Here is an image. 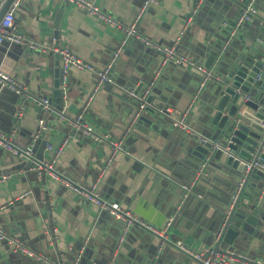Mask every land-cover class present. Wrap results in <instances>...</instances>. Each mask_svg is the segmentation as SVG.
<instances>
[{
	"label": "crops",
	"instance_id": "crops-1",
	"mask_svg": "<svg viewBox=\"0 0 264 264\" xmlns=\"http://www.w3.org/2000/svg\"><path fill=\"white\" fill-rule=\"evenodd\" d=\"M88 1L116 23L106 24L64 0H19L15 23L26 42L4 41L0 69L21 83L31 97L51 100L53 109L64 117L52 112L47 116L45 111L39 114L29 96L16 102L13 92L0 87V132L18 148L27 147L29 141L28 147L33 149L39 131L49 133L46 144L54 148L67 140L57 160V170L65 179L83 186L96 184L103 200L119 203L158 230L172 218L168 240L204 251L212 247L219 216L230 203V190L236 183L232 171L216 159L200 173L193 139L173 129L152 105L141 112L130 133L125 131L137 110V99L128 92L153 83L152 94L163 101L164 108L187 111L192 138L211 134L212 83L198 93L201 79L193 70L163 64L155 50L134 37L125 39L122 27L133 23L145 0ZM248 1L157 0L143 13L137 28L155 43L174 47L178 54L205 65L207 47L223 38L224 31L234 30L225 44L234 50L262 41L259 30L264 26V0L255 1L256 16L242 27L236 26ZM59 11L60 37L55 40L54 19ZM36 46L45 48V55L38 57L30 51ZM62 47L98 70L117 53L112 83L97 88L94 73L71 70L60 107L53 95L57 75L61 82L54 49ZM214 70L217 75L219 71ZM86 104L85 120L95 131L123 142L125 151L117 153L109 164V146L74 133L65 120L74 118ZM20 111L22 116L17 118ZM40 120L47 121L43 130ZM51 157L52 152L45 148L44 159ZM28 163L0 147V228L31 250L63 264L77 259V264H198L142 228L131 227L120 243L121 221L99 212L60 182L39 176ZM2 177H6L4 181ZM191 184L188 192L183 190ZM232 235L230 252L249 262H264V226ZM0 264L43 263L0 241ZM235 264L244 261L236 259Z\"/></svg>",
	"mask_w": 264,
	"mask_h": 264
},
{
	"label": "water",
	"instance_id": "water-1",
	"mask_svg": "<svg viewBox=\"0 0 264 264\" xmlns=\"http://www.w3.org/2000/svg\"><path fill=\"white\" fill-rule=\"evenodd\" d=\"M13 1L4 2L0 9V19ZM60 20L59 11L54 19L55 40L60 37ZM230 33L224 31L223 38L207 47L204 66L211 68L216 61L214 67L219 71L217 78L210 82L213 91L209 112L212 133L199 135L195 139L192 138L193 134H187L193 139L191 143L197 152V166L200 165V173L205 171L210 160L217 159L232 171L236 179L235 185L230 190V203L221 212L219 223L213 232L212 248L223 254H230L232 232L237 237L239 232L247 231L249 227L258 229L264 226V26L259 30L261 42L252 46H243L238 50L232 49L231 45L225 46L229 41L227 35L231 37ZM45 50L41 46H36L30 51L40 57ZM50 55L51 51H48L47 56ZM47 56L45 57L48 58ZM142 86L143 84L136 87L133 93L140 95L149 87V85ZM53 95L57 98L56 104L63 107V94L58 75L54 81ZM15 98L16 102L20 99L17 95ZM49 102L50 111H47L46 115L50 116L51 111L60 115L61 113L51 106V100ZM146 102L148 106L152 105L163 114L164 103L154 98L152 86ZM34 105L35 111L41 114L42 107L35 102ZM167 120L169 121L168 118ZM44 124L48 126L47 121ZM48 134L40 131V137L35 141L32 149L33 153L35 151L33 156L23 154L16 157L27 159L29 161L27 167L29 165L35 167L42 163L46 160L44 151ZM29 144L28 141L27 147L20 148L25 150Z\"/></svg>",
	"mask_w": 264,
	"mask_h": 264
},
{
	"label": "built area",
	"instance_id": "built-area-1",
	"mask_svg": "<svg viewBox=\"0 0 264 264\" xmlns=\"http://www.w3.org/2000/svg\"><path fill=\"white\" fill-rule=\"evenodd\" d=\"M6 0H0V9L2 8L4 2ZM71 5L75 6L76 8L85 10L89 12L91 15H94L98 20L106 23V24H115L116 22L111 16L106 15L105 13L101 12L92 2L88 0H64ZM204 0H199V3H202ZM256 0H249L248 3L243 8L238 20L236 21L237 27H242L245 23L250 21L254 16L257 14V8L255 6ZM157 3V0H145L141 9L139 10L135 20L129 26L122 27V30L125 33V39H129L130 37H134L142 42L145 46L155 50L161 57L162 63H170L175 66L185 67L187 69L193 70L197 73L200 77V85L198 88V93H200L204 87L210 83L211 81L215 80L216 74L214 67L206 68L204 65L196 62L190 57L185 55L178 54L174 47L170 46H163L158 43H155L148 37L139 33L137 28V23L140 21L143 13L150 5H154ZM19 0H14L8 9L5 11L4 15L0 19V48L3 45L4 41L8 42L9 44H24L26 42L24 36L20 33L16 23H15V13L18 7ZM195 13V10L193 11ZM231 36L234 35V30L230 33ZM34 47V45H30ZM57 53V56L60 61V69H61V91L64 96L67 94V85H68V78L69 73L71 70H78V71H88L92 72L97 76V84L96 87H100L104 84H111L112 77L111 72L113 66L115 64V60L118 56L116 53L113 59L105 66L104 69L98 70L92 64L85 62L83 59L78 57L74 54L69 48L62 47L58 49H54ZM153 86V83L149 84L142 94L135 95L133 91H129L128 95L131 97H135L137 99L138 105L137 110L133 116L132 121L130 122L129 126L127 127L125 133L128 134L131 131L133 124L139 118L141 112L148 107L146 99L150 94V87ZM0 87L6 88L9 91L13 92L15 95L21 98H32V100L42 107L43 111L47 112L50 111V102L48 98L45 97H31L26 90V88L15 80L11 75L6 74L0 69ZM88 104L83 105L79 114H77L72 119H67L70 128L76 134L83 135L89 137L92 141L97 144H107L111 150L107 164H109L112 158L119 152H124L123 142L122 141H112L106 135H99L94 127L89 124L85 120V113L87 112ZM52 112V111H51ZM164 116H166L173 129H176L184 134H193V131L187 125V111L186 112H178L172 111L169 108H165L162 112ZM22 116V111L17 114V118ZM64 117L62 114L59 115ZM44 122L42 120L39 121L40 130L44 129ZM40 134V131H39ZM38 138V135L35 136ZM35 139V140H36ZM67 144V140H65L59 147L54 148L50 144H46V150L52 152V157L48 160H44L39 165L35 166L33 169L37 172L39 176H47L51 179H54L62 184L66 189L71 190L74 194L78 195L86 199L89 203L95 205L99 212H105L111 218L121 221L123 223V232L120 237L119 242L121 243L124 239L125 233L131 227H138L142 228L149 233L160 237L163 244H170L176 247L181 253L189 255L192 259H194L198 264H235L236 259H242L244 264H264V262L256 261L255 263L246 261L245 256H237L230 252V254H223L220 252L215 251L212 247L205 249L204 251H193L187 245H185L182 241H169L166 237V233L168 232L169 228L172 225V218H169L166 222L164 229L158 230L152 227L149 223L145 222L141 218L134 215L131 211L127 208L122 207L117 202H109L105 201L100 197V194L97 190V185L92 184L90 186H83L81 184L69 181L65 179L57 170V160L62 154V150L64 145ZM0 147L6 151L11 152L13 155L17 156H32V149L30 147L22 150L21 148L16 147L8 138H6L0 132ZM20 153V154H19ZM204 167V165H203ZM6 177H2L1 181H4ZM190 186H183V190L188 192ZM0 241H4L7 244L11 245L14 251L19 252L23 255H26L32 258L36 262H40L43 264H63L60 259L49 258L44 254L38 253L36 251L31 250L29 247L25 246L22 241H20L17 237L8 235L4 232L2 228H0ZM235 255V256H234ZM238 257V258H237ZM78 259L73 264H77Z\"/></svg>",
	"mask_w": 264,
	"mask_h": 264
}]
</instances>
